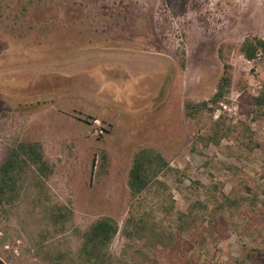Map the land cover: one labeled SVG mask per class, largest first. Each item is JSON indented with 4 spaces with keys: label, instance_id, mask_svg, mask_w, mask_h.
I'll return each instance as SVG.
<instances>
[{
    "label": "rangeland",
    "instance_id": "1",
    "mask_svg": "<svg viewBox=\"0 0 264 264\" xmlns=\"http://www.w3.org/2000/svg\"><path fill=\"white\" fill-rule=\"evenodd\" d=\"M247 38L264 40V0H0V166L26 142L46 162L0 203V264H81L102 217L114 263L264 264V106L241 101L264 91V51L248 59ZM225 64L226 96L188 119ZM141 148L169 169L133 197ZM221 195L248 202L218 211Z\"/></svg>",
    "mask_w": 264,
    "mask_h": 264
},
{
    "label": "trees",
    "instance_id": "2",
    "mask_svg": "<svg viewBox=\"0 0 264 264\" xmlns=\"http://www.w3.org/2000/svg\"><path fill=\"white\" fill-rule=\"evenodd\" d=\"M258 50L264 51V40L247 38L243 45L244 55L248 59H252ZM220 57H223V49L219 50ZM225 73L220 78L215 94L210 101H202L195 103L192 100H186L184 103L185 116L193 119L201 114L208 107L209 103L218 104L226 96L232 85L231 66L225 64ZM243 106L246 108L252 106H264V91L257 94L245 92L241 98ZM220 121L217 122L214 135L220 132ZM245 145L252 149L260 147L253 134L246 127L243 130ZM31 165L35 166L41 172L46 169V162L43 159L42 148L39 143L26 142L10 147L6 157L0 166V203L13 202L17 198L18 185L22 180L23 174ZM169 169V161L163 154L154 148H141L133 158L132 167L129 173V187L133 197L149 192L156 185L157 179L161 173ZM222 198L217 205V210L228 207L229 209L241 208L248 202L247 198L241 197L240 200L232 199L229 196L221 195ZM197 210H208L203 203H197ZM217 210L213 212L214 220L217 218ZM208 212V211H207ZM205 212V213H207ZM253 214L262 216L264 220V210L252 209ZM192 214V213H191ZM196 216L198 215L195 213ZM194 214H192L193 216ZM182 218L187 217L186 214H180ZM213 225V224H212ZM119 231L117 222L111 217H102L96 220L91 227L83 234L81 246V264H124L121 262H112L108 253L109 246Z\"/></svg>",
    "mask_w": 264,
    "mask_h": 264
}]
</instances>
